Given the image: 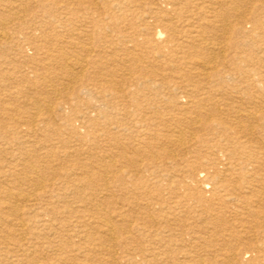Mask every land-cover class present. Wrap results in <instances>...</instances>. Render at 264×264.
I'll return each mask as SVG.
<instances>
[{"label":"bare ground","instance_id":"obj_1","mask_svg":"<svg viewBox=\"0 0 264 264\" xmlns=\"http://www.w3.org/2000/svg\"><path fill=\"white\" fill-rule=\"evenodd\" d=\"M37 1L44 10L43 16H47V20L40 18L38 14H27L31 10L26 3L27 0H0V24L6 22L4 16L7 14V17L15 19L18 24L30 25L32 29V32L24 35L23 39L17 37L13 39L7 31L0 29V81L9 80L12 73L18 72L20 83L27 82L25 89L20 90L24 97L37 87L54 93L53 95L58 94L60 88L57 84H60L61 89H65L74 102L67 98L56 103L54 107L51 104L43 107L41 95L34 99L26 96L30 101L24 104L34 109V117H38L43 110L53 112L55 108L57 114L60 113L65 120L64 124L69 126L67 130L71 135L70 140L74 143L69 144V140H62L60 144H56L57 146L52 144L50 148L46 147L47 151L43 156L36 157L35 146L30 139L35 129L30 127L24 130L21 127L28 116L24 119L17 118L19 120L15 125L18 127L11 128L12 130L9 129L8 132L1 131L0 181L1 179L3 182L6 181V185H0V264H44L39 258L42 252H39V255L36 253L40 250V245L43 247V253L51 252L55 247L50 237L59 231L53 230L58 223L52 220H56L57 214L61 211L75 216L77 226L81 230L76 232L83 233L90 242H93L95 237L86 226L95 223L101 227L102 238H96L97 243H92L94 254H88V257L93 256L94 261L99 264H123L122 258L130 264L263 263L264 0L184 2L185 6L206 5L212 9L211 13H215L212 17L220 20L221 24L205 26L210 29L209 31L220 30L230 44V51L225 56L213 48L217 43L209 47L214 42L204 36V32L203 35L193 34L191 37L197 51L202 52L205 49L210 53L207 58L196 56L205 60L202 62L204 68L199 69L195 76H198L200 81L210 83L213 80L218 84L226 83L227 78L232 81L235 78L243 79L253 89L240 91L243 92L242 98L249 104V108L244 107L243 103L225 102L229 97L224 100L221 96L228 92L222 91L224 88L221 90L207 87V83L205 86L196 84L192 87L188 85L171 89L168 87L165 91L162 88L167 82L157 84L153 80V76L158 75V69L141 64V57L134 52L137 49H130L126 44L131 41L137 46L143 44L149 46L150 52L161 51L164 36L169 33L167 31L169 30L171 34L175 32L168 22L169 11L164 13L161 7L163 3L165 6L174 7L176 3L173 1L160 0V5L156 6V10L160 11L157 17L151 14L145 18H142V15L138 16L141 27L133 29L130 35H122L119 38L120 47L98 51L90 47L91 44L87 46L83 42L89 35L85 30L76 31V28L70 30L68 37L71 36V40H61L58 32H47L44 29L42 33L34 32L33 29L40 30L45 24L63 21L61 13H52V6L55 4L58 6V3L54 0ZM60 1L64 3L62 5L66 15L64 18L69 22L72 23V19L78 21L80 17L81 21L88 18L94 27H99L100 22L102 26L106 24L112 27L110 26L112 23L108 21L125 20L126 13L137 4L135 0H102L104 7L101 12L99 3L96 4L97 0ZM80 13L81 15L83 13V16ZM246 13L252 16V20L247 22L248 29L244 27L246 24L239 23ZM27 15L29 17H26ZM231 17H236L234 21L237 22L232 24ZM255 28L261 30L263 41L260 45L257 43L255 53L254 49H246L248 53L249 51L254 53L248 54L240 46L241 42L238 43L237 38L240 33L250 34ZM91 33L92 36L91 34L89 36L92 38L93 32ZM99 36L107 38L105 34ZM73 37L76 39H72ZM107 41L112 42L110 39ZM22 43L30 45L31 54L23 53ZM10 49L17 50L22 58L10 57L8 52ZM149 50H142L140 47L138 52L146 53ZM221 50L219 46L217 51ZM79 51L87 54L82 55ZM119 51L125 53V59L130 57L133 60L132 65L122 69L124 72L122 74L126 75L125 70L131 72L133 67H139L144 73L150 71L151 77L141 83L133 81L131 86L124 89L115 77L117 69L112 67V62L116 65L117 59L120 61L117 62L118 66L124 62L122 57L116 58ZM182 52L181 58H174L190 62L195 60V55L189 50L185 49ZM88 54H96L98 59L107 58L111 64L104 65L101 60L95 62ZM219 59H222V62L223 59H227V67L219 68ZM249 61L254 63V69L249 68L254 70L253 72L242 68L245 65L247 67ZM9 65L14 68L11 72ZM40 70L44 72L37 73ZM29 73H33V76H29ZM71 82L75 85L73 83V86L70 85ZM82 91L88 92V95L94 92L97 103L89 104L81 96ZM176 91L182 100H173L172 92ZM65 107L69 109L66 112L63 111ZM7 116H10V113H7ZM97 129H101V134L107 136L108 140H98L99 136L96 137L98 133L95 132ZM61 130L62 128H56L53 131L62 133ZM4 143L8 144V147H4ZM16 150L22 155L18 156L13 152ZM85 152L89 153V161L76 162L81 163L80 169L83 174L77 176L76 173L68 172V169L50 172L53 160L58 159L60 164H64L74 157L80 158L79 156ZM2 153L11 154L9 160L15 163L9 162ZM37 161L44 163L41 165L43 169L40 168V171L42 170L40 174L37 173L39 163ZM47 173H57L59 177L70 178L71 183L62 185V194L53 192L56 189H51L52 183L46 184L44 174ZM22 183L31 185L33 190L26 192L22 188ZM109 183H112L120 194L117 205L112 207L109 206L107 191ZM100 184L101 188L98 187ZM62 195L85 203L83 208L91 211L96 217L98 215V221L79 220L83 215L76 212H82L81 208L70 210L65 207L66 209L57 210L51 200L54 196ZM38 200L41 201L40 205L37 203ZM24 203H29L30 206L25 208ZM103 204L111 210L103 207ZM67 205L69 206V203ZM87 206L91 209L86 208ZM184 207L200 209L209 214L206 221L213 225L210 228L227 231L226 235L219 239L221 240L219 245L226 249L228 254L216 253L215 248H210L212 252L206 259L207 254L203 257L205 253L190 249L193 247L192 244L199 243V248L206 251L205 249L213 246V241L206 239L202 241L195 233L190 234V239L185 238L184 231L189 230L180 218V212ZM227 213H230L231 219ZM244 214L249 215L250 219L243 218ZM45 215L49 219L46 220ZM35 227L39 230L36 231ZM132 241L135 242L133 247L129 246ZM186 241L192 244L187 246ZM43 242L47 245L41 244ZM62 246L67 247L60 244V250L64 249ZM118 247L119 252L116 249ZM58 260L60 264H66L65 258Z\"/></svg>","mask_w":264,"mask_h":264},{"label":"rangeland","instance_id":"obj_2","mask_svg":"<svg viewBox=\"0 0 264 264\" xmlns=\"http://www.w3.org/2000/svg\"><path fill=\"white\" fill-rule=\"evenodd\" d=\"M54 1L56 3H58V6H56V4L54 6H52V13H54V14L61 13L60 16L61 15L63 16L62 17L63 21L55 22L53 24L51 23L49 25L45 24L44 26L40 27V30H37V28H36V29H33V31L36 33H42L41 31H43L42 29H44V31L46 30L47 32H49V31L50 32H58L61 35V38H60L61 40L62 39L63 40H68V39L71 40V36L70 37H68V36H69L70 30L72 31L74 28H76V31L77 30H85V33L87 35L91 34V36H92L91 32H93V37L91 38L88 35L85 38V40L83 39V42L86 43L87 46H90L89 44H91L90 47L95 48L97 51L99 49L111 50L112 47H116V48L120 47V39L119 38H121L122 35H124V34L130 35L134 30L141 27L140 26L141 21L138 18V16L142 15V18L143 17L145 18V17H147V15L151 14V15H155L157 17L159 15L158 12H160V11L156 10V6L160 5V3H161L160 0H135L137 4H136V6H133V9H131L130 11H128L126 13L127 17L125 18V20L108 21L109 23H112L110 25L112 27H108V26H106V24L102 26L101 25L102 22H100V24L98 25L99 27H97V26L94 27L93 23L90 22L88 20V18H85L87 20L81 21L82 17H80L78 21L76 19H72V23L69 22V20L64 18V16H66L65 11H63L64 9L62 8V5L64 3L60 0H54ZM69 1H72V0H69ZM171 1H173V3L174 4L176 3L177 5L175 4L174 7H170V5L165 6V3H163V6L161 8L164 10V13L169 11V13H167L168 14L167 15L168 16V22H170L169 25L171 26L172 29L174 28L175 32L173 34H171V32L169 30L167 31L169 33L166 32L167 33L166 37L164 36V39L162 41L163 43H162L161 51H159L158 53H153V52H150L149 46L144 45V44L142 46H137L136 44L132 43L131 41L127 42L126 44L130 47V49H134V48L137 49V50H134V52H136L137 55H139L141 57V60H142L140 62L141 64L142 63L145 65L147 64L151 68L158 69V71H159L158 75L153 76V80L157 84H159L163 81L167 82V85L165 87L162 86L163 87L162 89H164L165 91H167L168 87L171 89V88H174V87H177L180 85H184V86L188 85V87H192L193 85H196V84L204 85L207 82L200 81L198 76H195V75H196L197 71H199V69L201 70L202 68H204V64L202 62H203V60H205V58H207V56L210 55V53L208 51H206L205 49L202 52L197 51V46L194 45V42H193L191 36L193 34H197V33L202 34L204 32L203 33L204 36L208 37L209 39H211L212 42H214L212 44V46H209V47H213L214 44H216V43L218 44V42L221 43V41H223V43L225 42L224 44L221 43V45H220V43L218 44L220 46V48L222 49L221 51H217V50H219V46L217 44L215 45L216 47L215 46L213 47V48H216V50L214 49L216 52H219V54L222 53L225 56H227V54L230 51V44L228 43L229 41L224 39L225 37L223 36V34L221 33L220 30L219 31L218 30L217 31H212V30L209 31L210 29H208L207 26H205L208 24H213V25H220L221 24L220 20H218L215 17H212L215 14L214 12L211 13L210 10H212V9L208 8L206 5H204L206 7L198 6L195 4L185 6V4H184L185 0H171ZM26 3L29 6V8H31V10H29L27 14H31V15L32 14H38V16L40 18L43 17L45 20H47V18H46L47 16H43V14L45 15L44 10L40 7L39 2L37 0H27ZM98 3H99V5H98ZM96 4L99 7H101V12H102L103 7H104L103 1L97 0ZM153 8H155V9H153ZM80 12H82V10H80ZM80 15H81V13H80ZM84 15L86 16L87 14L84 13ZM101 15L104 16L103 13ZM81 16H83V13ZM4 17L6 18L7 23L4 22L3 24H0V29L2 28V30L7 31L10 34V36L13 37V39H14V37H17L19 39H23L24 35H27V33L32 32L30 25H26V24L20 25V24H18V22L15 19H11V17L10 18L7 17V14ZM26 17H29V16L27 15ZM195 17H196V19H195ZM245 17H246V19H245ZM234 18H236V17H231L232 24H233V22L234 23L237 22V20L234 21ZM172 19H173V21H172ZM193 19H195V20H193ZM251 20H252L251 14L246 13L241 18L239 23L244 24V25L246 24V26H244V27L247 28V22L249 23V21H251ZM82 22H84V23H82ZM104 22H105V19H104ZM187 23L189 25H187ZM218 23H220V24H218ZM183 28H185L184 31H183ZM214 32H215V34H214ZM210 33L213 35H207ZM103 34L106 35L105 36V38L107 37L106 39L99 38L100 37L99 35H103ZM72 39H76V38L73 37ZM107 39L112 40V42L110 43L109 41H107ZM216 40H217V42H216ZM237 41H238V43L241 42L240 46L245 49L244 51H246V49L250 48L252 50L254 49L253 51L255 53V49H257V47H258L257 43H258V45H260L261 42L263 41L262 40V32L259 28H255V30H253V32L250 34H248L247 32L246 33H244V32L240 33V35L237 38ZM140 47L142 50H149V52H146V53L145 52H138V49H140ZM146 48H148V49H146ZM22 49L24 51L23 53H26V54H31V52H32V50L30 49V45L29 44L26 45V43H22ZM185 49L189 50L192 55H195V57H194L195 60L190 62L187 60H185V61L181 60V59L177 60L174 58V57L181 58V56H183L182 51H184ZM226 49H227V51H226ZM11 50H12V52H11ZM8 52H9L10 57H13L16 59L22 58L21 53H18L17 50L10 49V50H8ZM79 52L82 55L87 54V52H84V51H79ZM246 53H248V51H246ZM254 53L252 51H249L248 54H254ZM88 56H89V58H92V60H94L95 62H101L102 61L104 65H110L111 64L107 58L98 59L96 54H94V55L88 54ZM196 56H198V57L201 56V57H205V58H198ZM117 57L119 59L122 57V59H124V62H123V64L120 63L121 65L118 66L117 64L120 61L117 59L116 65H113V62H112V67L117 69L115 77L119 80L121 86L124 89L126 87L131 86V84H132L131 82H133V81L135 83L140 81V83H141V82L148 80L151 77V75H149L150 71L145 72L146 73L145 74L143 72V70H141L139 67H136V68L133 67V69L131 70V72L133 74L130 71H126V70H125V72H127V73H125L126 75L122 74V73H124V72H122L123 71L122 69H124L128 65H132L133 60L130 59V57H127L128 59H125L126 58L125 53H123L122 51H119L118 55H116V58ZM226 60L227 59H223V62H222V59L218 60L219 68L223 69L224 66L227 67L228 62ZM17 63H19V62L17 61ZM170 63H171V65H170ZM172 64H174V65H172ZM123 65H124V67H123ZM8 67H9L10 72L14 70L12 65H9ZM242 68L245 70H249V71L253 72L254 70L252 71L251 69H254V63L252 61H249L247 63V67L245 65V66H242ZM249 68H251V69H249ZM168 71H170V72H168ZM39 72H41V74H42L44 72V70H40L37 73H39ZM29 76L32 77L33 73H29ZM91 76H93V75H91ZM130 76L133 78H131ZM19 79H20V74L18 72H14L11 74V79L0 81V106H1V108H0V134H1L2 130L8 132V131L12 130L13 128L18 127L17 125H15L16 124L15 122H17V120H19L17 118L21 117V119H24L26 116H28L27 118H29V119L25 118L24 119L25 123L21 124V127H23L24 130H27V128L29 129L30 127L31 128L34 127L33 129H35V130L33 131V133H31L30 139L33 141L32 144L35 146L34 155H36V157L43 156V154L46 153V151H47L46 147L50 148V145H52V144L54 146H57L58 144H60V142L62 140H64V141L69 140L68 143L73 144L74 141L70 140L71 135H69L70 133L67 130V129H69V126L64 124L65 120L62 118L60 113L57 114L55 108L53 109V112H51V111L46 112V110H43V111H41L42 113L37 115L38 117H34L33 116L34 109H32L30 106L24 104L25 102H28V100L30 101V99H34L37 96L40 97L42 95L43 97H40L41 98L40 101L43 104V107H47V106H49V104H51L54 107V106H56V103H58L60 101H64L67 98H69V100H71L70 96L68 95L69 93H67V91L65 89H61L60 84H57V86L60 88V91L58 92V94L56 93L55 95H53L54 93H51L45 89H40L39 87H37L35 90H31V92H29V94L27 93L26 96L28 98H30V99H27V97L26 96L24 97L23 94L20 92V90H22V88L25 89L27 82L26 83L25 82L20 83ZM92 79H93V77H92ZM50 82H51V80H50ZM52 82L54 83L55 81H52ZM55 83H57V82H55ZM72 83L75 85L74 82H71L70 85L73 86ZM206 86L212 87V88L216 87V88H219L221 90H222V88H224L222 91L228 92V94L227 93L223 94V96H221V98L226 100L227 97H229L227 99L228 101L226 100L225 102L233 101L234 104L243 103L244 107L247 106L249 108V104L246 103V100L242 98L243 92L241 93L240 91L241 90L242 91H246V90L251 91L253 89L250 88L248 86V84L243 79L235 78L234 81H232V80H229V78H227L226 83H222V84H218L215 81L211 80L210 83H207ZM231 86H232V88H231ZM10 90L11 91L14 90L15 92L14 91L11 92ZM16 91H17V93H16ZM81 93L83 94L84 92L82 91ZM87 93L88 92H85L83 95L81 94V96L87 102H89V104H91V105L96 104L97 99L94 97V95H95L94 92L92 93V95L91 94L88 95ZM172 94H173V100L174 101L182 100L178 91L172 92ZM15 98H19L20 101H19V99H15ZM43 99H45V100H43ZM47 100L50 101V103ZM53 100L56 102H54ZM71 101L74 102V100H71ZM165 105L168 106V104H165ZM17 108H19V109H17ZM68 110L69 109L67 107H65L63 111L66 112ZM7 113H10V116H7ZM43 114H45V115H43ZM48 114L49 115L52 114V115L48 116ZM31 115H32V117H31ZM52 117L55 118L56 121ZM33 118H34V120H33ZM31 119H32V121H31ZM33 122L35 125L33 124ZM56 128H62V130H61L62 133L61 132H54L53 130H55ZM48 131L51 133H49ZM95 132L98 133V135L95 134L96 137L99 136L98 140L100 139V141H101L104 139L106 141L107 136L105 137L101 134V129H97V131H95ZM61 135H62V137H61ZM64 137H66V138H64ZM36 140H38V141H36ZM3 146L8 147V144L5 145V143H4ZM83 148H84V146H83ZM53 149L56 150V148H53ZM85 149H87V147H85ZM13 152L16 153L18 156L22 155L17 150L13 151ZM2 154H3L2 155L3 157L4 156L7 157L6 159H8L9 162L15 163V161L9 160L10 159L9 157L11 154H9V153H2ZM79 157L80 158H78V159H76L74 157L73 160H70V161H67L66 163H64L65 165L60 164L57 161L58 159L54 158L56 160H53L51 162L52 168H49V170H50V172H52V171L58 172V170L60 172V171H67V169H68V172H70V173H73V174L76 173L77 176L81 175V174H83L82 169H80V168H82L81 163H76V162L77 161H81V162L89 161V153L85 152V153L81 154V156H79ZM37 162H39V161H37ZM43 164H44L43 162H39L37 164V167H38L37 173L38 174L41 173L42 170L40 171V168L43 169L41 166ZM70 169H72V170H70ZM83 170H84V168H83ZM162 172L166 173L165 171H162ZM44 175H46L45 176L46 184L50 185L52 183L51 189H53V190L56 189L54 191L52 190L53 192H56V193L62 194V192H63V190L61 189L62 185L65 183H67V184L71 183L70 178L67 179V178H64L62 176L59 177L57 175V173H55V174H48L47 173ZM1 181H0V185H6V181L3 182L2 179H1ZM21 185H22V188L26 192H28L29 190L30 191L33 190L31 185L29 186L28 184H25V183H22ZM107 186H109L108 190H107L109 201H110L109 206L112 207V206L117 205V199H118V197H120V194H119V191L116 190V187H114V185L112 183H109ZM98 187L101 188V184ZM88 190L89 189H86V191H88ZM105 193H107V192L105 191ZM51 201L53 203L52 205H54L57 210H60V209L63 210L65 207L70 209V210H72L73 208H76V209L81 208L83 210L82 211L83 213L82 212H76L77 214L83 215L81 218H79V220H81V221H88V222L90 220L91 221H98V219H97L98 215L96 217V215L93 214L91 211L84 209L83 207L85 206V203H83L82 201H77L75 198L66 197V196L62 195V196H58V197L54 196ZM39 202H41V201L38 200L37 203H39ZM68 203H69L70 207L67 205ZM38 205H40V203ZM29 206H30L29 203H24L25 208H28ZM103 207L111 210L110 207H108L104 204H103ZM40 208H39V210H40ZM86 208L91 209L90 206H87ZM57 215L58 216H57L56 220H52V221L55 223L56 222L58 223V226L54 227L53 230L59 231V233H57L55 236L50 237V239L55 244V247L53 248V250L51 252L48 251L49 252L48 253V252L44 251V253H43V250H42L43 247H41L42 245H40L41 251L40 250L37 251L36 254L39 255L40 254L39 252H42L41 257L39 256V258H41V262L44 264H47L48 262H49V264H60V262H59L60 260H58V259L65 258L66 260H64V261L66 262V264H73V263L74 264L75 263L76 264H99L98 262L94 261L93 256L91 258L88 257V254H94V251H95L93 248L94 244H92V243H97V241H98V240H96L97 237L102 238L101 227L97 226L95 223H91L90 225L86 226V229H88L89 231H92L94 233L95 240L93 242H90V241L86 240L83 233L76 232V231H81V230L77 226V221H76L75 216H73L72 214L70 215L69 212H62V211H61V213H58ZM208 215L209 214L202 212L200 209L194 210L192 207H187V208L184 207L182 209V211L180 212V218H181L182 222H184L186 224V227H188V230H189V231H184V235H185V238L187 240L190 239V234L195 233L196 236L201 238L202 241L205 239L213 241V242L211 241L213 243V246L205 249L206 251H204L203 248H199V243L192 244V242L186 241L187 246H189L191 244L193 245V247L190 249H197L198 253H201V252L203 254L205 253L203 255V257L207 254L205 257L206 259L210 256V254L212 252L211 249H214V248L217 250L216 253H223V254L229 253L226 249H222L223 247L221 245H219V243H221V240L219 241V239H222L226 235L227 231H224V230L219 231V230H216L215 227L210 228L213 225L210 222L206 221L209 218ZM227 215H228V218L231 219L230 213H227ZM242 216L245 219H250L249 215L244 214ZM44 218L46 220L49 219V217L47 215H45ZM37 229L39 230V228L35 227L36 231H38ZM214 239H216V240H214ZM37 240L42 241L41 239H37ZM68 240H70V241H68ZM214 243H216V244H214ZM41 244L47 245L46 242H43ZM60 244L64 245V246L67 245V247L65 246V248H64L62 246V249L63 248L64 249L60 250V247H59ZM133 245H135L134 241L129 243V246L133 247ZM70 246L72 247V249ZM116 249L118 250V252L120 251L119 247ZM262 254H264V249H262ZM247 258L248 257H245V259H247ZM121 261L123 264H130V263H126L125 259H123V258ZM139 264H140V262H139ZM157 264H160V263H157ZM204 264H210V263L205 262ZM234 264H240V263L236 262ZM241 264H243V263H241ZM259 264H264V260H263V263L259 262Z\"/></svg>","mask_w":264,"mask_h":264}]
</instances>
